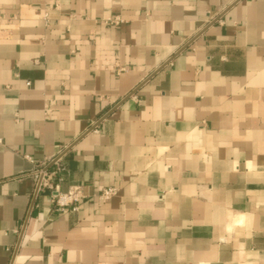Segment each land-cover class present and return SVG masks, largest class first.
<instances>
[{
	"label": "crops",
	"instance_id": "0c3cea01",
	"mask_svg": "<svg viewBox=\"0 0 264 264\" xmlns=\"http://www.w3.org/2000/svg\"><path fill=\"white\" fill-rule=\"evenodd\" d=\"M0 264H264V0H0Z\"/></svg>",
	"mask_w": 264,
	"mask_h": 264
},
{
	"label": "built area",
	"instance_id": "2783aa9c",
	"mask_svg": "<svg viewBox=\"0 0 264 264\" xmlns=\"http://www.w3.org/2000/svg\"><path fill=\"white\" fill-rule=\"evenodd\" d=\"M45 22L47 21V16L44 15ZM106 22L117 24L121 22L118 17H108L105 19ZM29 83V82H27ZM57 159L52 160L51 163L56 162ZM47 164L40 166L32 171L34 178V193L45 192L48 190V195L50 196V202L55 209H71L72 211L78 210V203L81 199L85 197L81 186L74 185L71 186L67 191L60 192L57 188L56 177L61 170L59 164H55V168L48 170ZM117 193V188L113 186H105L100 188L93 195L99 200L105 201Z\"/></svg>",
	"mask_w": 264,
	"mask_h": 264
},
{
	"label": "water",
	"instance_id": "95a60500",
	"mask_svg": "<svg viewBox=\"0 0 264 264\" xmlns=\"http://www.w3.org/2000/svg\"><path fill=\"white\" fill-rule=\"evenodd\" d=\"M45 193H49L48 190H46Z\"/></svg>",
	"mask_w": 264,
	"mask_h": 264
}]
</instances>
